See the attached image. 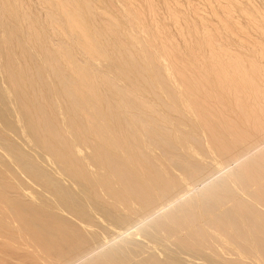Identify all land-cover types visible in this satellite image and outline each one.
Returning <instances> with one entry per match:
<instances>
[{
	"label": "bare ground",
	"instance_id": "1",
	"mask_svg": "<svg viewBox=\"0 0 264 264\" xmlns=\"http://www.w3.org/2000/svg\"><path fill=\"white\" fill-rule=\"evenodd\" d=\"M0 264H264V0H0Z\"/></svg>",
	"mask_w": 264,
	"mask_h": 264
}]
</instances>
